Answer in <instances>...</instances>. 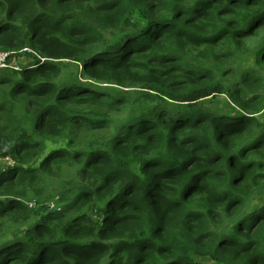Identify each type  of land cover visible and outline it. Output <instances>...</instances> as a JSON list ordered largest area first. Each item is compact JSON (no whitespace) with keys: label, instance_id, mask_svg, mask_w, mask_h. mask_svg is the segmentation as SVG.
I'll return each mask as SVG.
<instances>
[{"label":"trees","instance_id":"1","mask_svg":"<svg viewBox=\"0 0 264 264\" xmlns=\"http://www.w3.org/2000/svg\"><path fill=\"white\" fill-rule=\"evenodd\" d=\"M1 53L0 264H264V0H0Z\"/></svg>","mask_w":264,"mask_h":264},{"label":"built area","instance_id":"2","mask_svg":"<svg viewBox=\"0 0 264 264\" xmlns=\"http://www.w3.org/2000/svg\"><path fill=\"white\" fill-rule=\"evenodd\" d=\"M0 56L4 57V61H0V68L12 67V68H14L16 70H20L21 69L20 66H18V65H8L7 62H6V59H5V55L3 53H1ZM12 163H13V160L10 157H8V156H5V157L0 156V169H2V171L7 169ZM29 205L33 206L34 202H30ZM48 208L49 209H57V210H59L60 206L58 204H53V203L50 202L48 204Z\"/></svg>","mask_w":264,"mask_h":264},{"label":"rangeland","instance_id":"3","mask_svg":"<svg viewBox=\"0 0 264 264\" xmlns=\"http://www.w3.org/2000/svg\"><path fill=\"white\" fill-rule=\"evenodd\" d=\"M4 55H5V59H6V57H7V54L6 53H3ZM0 61H4V57L3 56H0ZM15 61V63L16 64H18L16 61V58H12V62H14ZM24 64L25 63H28L27 61H25V62H23ZM225 97L224 96H222V97H219V101L221 102V105H224L225 104V102H226V99H224ZM263 117H264V113H263ZM31 202V201H30ZM29 202V203H30ZM53 203V204H56L57 203V198H55L54 200H51V201H49L47 204H49V203Z\"/></svg>","mask_w":264,"mask_h":264}]
</instances>
